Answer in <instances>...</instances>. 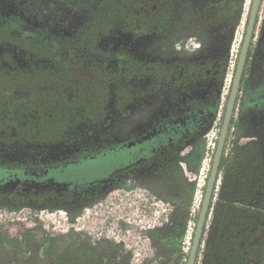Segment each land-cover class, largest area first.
I'll list each match as a JSON object with an SVG mask.
<instances>
[{
  "label": "flooded vegetation",
  "instance_id": "obj_1",
  "mask_svg": "<svg viewBox=\"0 0 264 264\" xmlns=\"http://www.w3.org/2000/svg\"><path fill=\"white\" fill-rule=\"evenodd\" d=\"M79 1L39 0L38 8L45 11L43 19L30 22L16 1L0 0V47L9 46L29 58L27 64L0 60V71L10 75L58 73L56 51L63 52L62 48L52 50L51 57L47 48L42 52L31 47L68 45L62 53L70 60L68 71L85 74L94 68L98 82H107L108 89L103 112L81 107L70 110L68 116L53 111L24 112L7 110L1 105L4 101L0 102V195H4L0 196V210L29 215L53 208L72 212L128 180L163 195L168 171L177 157L193 177L192 182L183 168L175 170L176 185L188 202L200 175L203 139L217 118L226 87L241 1L86 0L84 6ZM62 17L70 18L64 30L49 31L43 25L45 19ZM190 37L200 45L193 53L183 50ZM85 39L94 44V50L81 46ZM177 44L181 50H175ZM257 54L243 92L240 89L232 148L222 158L215 189L217 214L224 204L248 207L264 196V25ZM233 78L234 74L223 116ZM170 128L178 135L171 142L172 149L164 150L168 134L174 133ZM240 139L244 143L237 146ZM213 157L214 153L211 165ZM102 160L115 163L104 172L103 168L93 170L92 178L78 174L88 161L102 167ZM254 170L256 184L249 190ZM10 195L24 199L18 201ZM23 230L36 243L49 241L55 259L44 257L46 245L39 251L40 263L84 264L82 258L76 263L68 257L58 258L65 248L83 255L82 247L73 248L78 235L40 238L38 228ZM95 247L113 251L104 243ZM115 260L113 255L110 264ZM91 261L100 264L98 257Z\"/></svg>",
  "mask_w": 264,
  "mask_h": 264
},
{
  "label": "rangeland",
  "instance_id": "obj_2",
  "mask_svg": "<svg viewBox=\"0 0 264 264\" xmlns=\"http://www.w3.org/2000/svg\"><path fill=\"white\" fill-rule=\"evenodd\" d=\"M16 1L21 13L30 22L43 19L45 11L38 8L37 2L39 0H14ZM64 3L70 4V0H62ZM78 1V0H77ZM240 11L238 27L235 31L234 41L230 50V57L236 45L243 42L246 32V24L252 0H240ZM84 6L86 0H80V6ZM65 9H63L64 11ZM69 11V10H66ZM69 17L61 18L60 20H43V25L51 30L67 28ZM264 25V0L261 12L258 18L256 32L253 40L252 64L250 69L256 63L259 57L257 54V43L259 35ZM61 26V27H58ZM193 42L195 38L190 37L185 42ZM196 41V40H195ZM200 46V45H199ZM184 47V46H183ZM175 50H181V47L175 45ZM240 53V52H239ZM235 55V53H234ZM0 60L8 64H27L29 58L20 54L19 51L9 47H0ZM236 69V68H235ZM138 121V120H136ZM140 122V121H138ZM134 124V123H133ZM111 126V125H110ZM134 126V125H133ZM1 127V123H0ZM1 130V128H0ZM234 137H230L228 141V153L232 148ZM204 156L201 160L199 171L202 179V198L198 201L199 187L196 185L194 196L188 202L184 200V195L179 191L176 185L178 176L175 177L176 169L183 168L187 173V179L193 180V177L188 174L185 163L177 157L174 167L169 169V176L165 181L167 186V193L163 195L156 194L143 185H138L135 180H128L122 183L120 187L114 190H109L104 195H100L94 199L85 201L76 209L67 210L65 208H53L49 210H41L37 215L18 214L16 211L5 212L0 210V264H43L39 262V251L46 247L44 257L51 260L54 257L51 255L49 241L41 240L36 243L33 238L26 235L23 229L27 228L34 230L38 228L37 237L46 238L50 235L68 236L75 234L77 239L73 244V248L82 247L81 254L77 249L69 248L62 249V253L58 254V258L68 257L73 263H76L80 258L82 263L90 264L91 259L98 257L99 263L110 264L111 258L116 256V260L111 264H173L176 258L187 257L189 255L190 247L194 231L196 228L200 207L205 193L204 175L202 161L205 157L206 147L209 146V141L204 137ZM237 142V140L235 141ZM244 143L243 139L238 140L237 146ZM118 160V159H117ZM86 163V162H84ZM115 162L112 160H102L100 164L93 161H88L80 169L81 176L87 178L94 177L93 170L102 169L101 172L106 171ZM117 163V161H116ZM99 167V168H98ZM98 173L100 171H97ZM96 172V174H97ZM184 172V173H185ZM178 175V173H177ZM255 170L250 174L249 190H254L256 182ZM198 177L196 178V181ZM130 181V182H129ZM133 181V182H131ZM193 182V181H192ZM213 199V205L209 215L206 226V233L203 239L200 255L197 264H205L208 259L212 262H226L222 256H212L209 254L210 248H215L217 240L219 239V223L223 214L228 213L229 223L240 221L241 218H236V211L221 210L217 214L215 206L217 205V192ZM250 221H254L255 216L249 213L242 215ZM240 217V216H239ZM243 220L245 221L246 219ZM229 224V225H231ZM238 227V225H235ZM24 231V232H23ZM257 236V235H256ZM255 236V237H256ZM259 236V235H258ZM253 239V238H251ZM30 243H35L36 247H32ZM42 243V245H40ZM104 243L105 246H110L112 249H97L95 245ZM254 247L253 253H257V245ZM34 248H37L34 250ZM39 248V249H38ZM68 249V251H67ZM242 247L240 251H242ZM98 251V252H97ZM96 252V253H95ZM37 261V262H36ZM249 263L258 264L257 256L251 255ZM55 263V262H54ZM80 263V262H79ZM181 264H184V259H181Z\"/></svg>",
  "mask_w": 264,
  "mask_h": 264
},
{
  "label": "trees",
  "instance_id": "obj_3",
  "mask_svg": "<svg viewBox=\"0 0 264 264\" xmlns=\"http://www.w3.org/2000/svg\"><path fill=\"white\" fill-rule=\"evenodd\" d=\"M23 40L24 38L21 39V42H23ZM88 42L89 41L87 39L83 40L81 46L83 48H86L87 46L88 49L94 50V44ZM33 44L37 45V40H33ZM43 47L47 48L46 50L50 52L51 57H53L52 50L56 51L57 48L63 49V52L56 51V57H58L57 59L61 71L58 73L47 72L46 74H27L24 72H16L11 75L6 74L4 71H0V102L4 101L1 105L7 110L19 108L24 112L39 111L40 113L53 111L57 115L65 113L67 116L69 115L70 110H77L80 107L85 110L88 108L89 110H92V108H94L95 110L98 109L100 112H103V107L107 103V82H105V85L98 82L97 76L94 75V68L88 69L85 74H82L79 71L77 73L68 71L67 65L70 63V60L67 59V54H62L65 52L68 45L59 46L52 43L48 46L45 45L42 47L40 45L33 46L31 49L37 48L42 51ZM252 53L253 45H251L249 57L245 67L241 92H243L245 81L250 73ZM72 91L74 95L71 97L70 93ZM220 105L221 102L218 105V115L214 121L218 120ZM236 116L237 114L235 115L230 127L228 141L231 131L234 128V123L236 122ZM220 124H222V119ZM169 130L174 133L168 134V141L166 145L164 144V150L172 149L171 142H173L178 135H175L176 132L172 130V128ZM159 153L160 151H158L157 154ZM227 154L228 144H226L225 147L224 157H226ZM10 196L18 201H23L24 199L22 196L18 195ZM245 206L228 204L223 205L225 208L224 210L236 211L237 219L242 218L240 221L236 220L235 223L233 222L231 224L229 221L223 222V220L229 219L227 212L223 214L219 223L220 233L219 239L217 240L218 242L215 248L209 249L208 255L212 254V256H222L226 259V262L217 263L208 259L205 264H251L249 263L251 255L257 256V259L259 260L258 264H264V196L263 199L259 200L255 205H250L248 207ZM245 213L255 216L254 221H251L252 225H250V221H248L247 218L242 216ZM243 218L246 220L244 221ZM235 225H238V227ZM252 244L258 246L256 249L257 253L252 252L255 247ZM241 247L243 248L242 251H240ZM182 258L184 259V264H186L188 255L187 257H181V255H179L173 264H181Z\"/></svg>",
  "mask_w": 264,
  "mask_h": 264
},
{
  "label": "water",
  "instance_id": "obj_4",
  "mask_svg": "<svg viewBox=\"0 0 264 264\" xmlns=\"http://www.w3.org/2000/svg\"><path fill=\"white\" fill-rule=\"evenodd\" d=\"M263 0H252L251 9L249 12L248 24L243 42L240 48L239 57L232 81L231 91L226 104L225 113L222 119L220 133L217 141V146L214 152V157L205 187L203 201L200 207L196 228L194 231L192 244L186 264H197L200 255L205 227L208 223L209 215L213 205V198L219 177L220 166L225 152V147L228 141L230 127L236 115L237 104L240 96L241 83L249 57L251 45L253 44L255 28L261 12Z\"/></svg>",
  "mask_w": 264,
  "mask_h": 264
},
{
  "label": "built area",
  "instance_id": "obj_5",
  "mask_svg": "<svg viewBox=\"0 0 264 264\" xmlns=\"http://www.w3.org/2000/svg\"><path fill=\"white\" fill-rule=\"evenodd\" d=\"M198 48H199V44L197 43V41L193 40V42H191V40H190V41L184 43L183 50L185 52H188V53H193V52L197 51ZM240 48H241V43L240 44L238 43L236 45L235 49H233V52L231 53V58L229 60L228 77L226 80V87H225L224 93L222 95V101H221V105H220V112H219L218 120L213 123L212 127L210 128V130L205 135L206 141H209V146L206 147L205 157L202 161V165H203L202 176L204 175V186L207 184V180L209 177V173H210V169H211V159H212V155L215 152V149L217 146V141H218L220 128H221L220 121H221V119H223L225 102L227 100L229 88L231 85L232 76L235 72V68L237 65V60L239 57ZM234 53H235V55H234ZM236 120H237V116H236ZM233 134H234V128L231 131L230 137H232ZM202 179H203V177H201V172H200V175L198 178L199 182L197 180V186L199 187V196H198L199 202H201V198H202V189H201L202 188V186H201Z\"/></svg>",
  "mask_w": 264,
  "mask_h": 264
}]
</instances>
